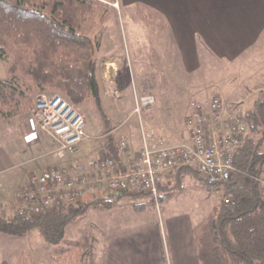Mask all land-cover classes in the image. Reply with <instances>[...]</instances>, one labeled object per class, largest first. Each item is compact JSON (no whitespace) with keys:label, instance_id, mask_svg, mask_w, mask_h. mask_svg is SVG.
Masks as SVG:
<instances>
[{"label":"rangeland","instance_id":"obj_1","mask_svg":"<svg viewBox=\"0 0 264 264\" xmlns=\"http://www.w3.org/2000/svg\"><path fill=\"white\" fill-rule=\"evenodd\" d=\"M94 1L101 6L109 7L111 13L106 29L97 31L93 36L94 40L99 42L95 58L102 111L93 99L75 106L84 116L85 133L88 138L78 146L70 162L97 158L103 150L107 132L116 136L117 141L119 138L126 139L131 154L138 151L141 126L153 128L167 142L184 141L188 135L185 131V118L189 102L202 103L217 96L225 103L227 109L237 108L244 113L246 109L251 108L257 93L263 91L253 86L264 73V35L257 46L238 60L231 63L216 59L210 61L206 58L196 74L184 76L177 54L167 50L165 26L162 22H159V26L157 21L156 28H153L150 20L154 19L150 18L151 15L147 11L137 9L135 6L123 7L119 10L114 6L115 3ZM145 15L150 18L148 23L141 19ZM109 55L123 58L124 65L116 77L117 83H112L111 86L106 83L108 88L105 86L107 88L105 89L101 83L100 66L102 58ZM116 69L111 63L106 65V73L114 74ZM155 74L158 76L153 80L151 76ZM8 78L0 59V81ZM113 86L119 91L116 95L110 91ZM40 93H55L63 96L57 91ZM40 93H30L33 103ZM147 94L154 95L155 104L151 109L141 111L139 114L135 113L136 97ZM24 113L30 114L29 111L20 114L24 115ZM152 113H157L156 118L154 117L155 121L159 118L165 120L171 130H164V127L167 128L165 123L159 128L156 127L155 121L150 117ZM13 119L11 118L9 123L6 120L0 121V147L3 149L5 140H11L14 134L10 124L18 119ZM252 136L254 140L260 138L259 134ZM38 137L40 144L29 149L26 156L27 161H30L27 167L35 173H39L49 165L56 166L62 162L56 160L50 153L55 146L50 139L41 132L38 133ZM261 152H264V141ZM198 178L197 174L195 178L182 175L178 186L164 190L157 202L123 196L113 206L110 214L98 208H90L83 217L67 226L63 240L57 245L46 243L37 230L30 231L22 238L4 236L0 233V264H17L19 259L26 257L36 264L48 262V254L61 249L66 241H74L80 249L88 250L91 256L89 258L97 262L103 238L111 236L114 224L132 221L134 218L137 221L143 219L162 224L176 216H189L194 224H201L218 203L221 191L216 194L206 189L204 181ZM98 193L116 198L121 191L112 192L103 188ZM259 193L264 199L262 177L259 180Z\"/></svg>","mask_w":264,"mask_h":264},{"label":"trees","instance_id":"obj_2","mask_svg":"<svg viewBox=\"0 0 264 264\" xmlns=\"http://www.w3.org/2000/svg\"><path fill=\"white\" fill-rule=\"evenodd\" d=\"M109 9L94 0H0V59L9 76L0 81V121L33 112L30 93L44 91L61 93L73 106L93 99L102 111L95 58L99 42L93 36L106 29ZM243 115L247 132L233 152L231 180L220 185L218 203L196 233L200 264H264V199L259 193V180L264 179V91ZM107 134L103 151L120 165L117 138ZM256 134L258 140L252 136ZM175 174L196 177L190 167ZM123 196L155 202L148 194L128 191L116 198L94 194L33 218L0 217V233L22 238L37 230L46 243L57 245L67 226L90 208L111 210ZM89 257L88 250L66 241L48 254V262L39 264H94ZM17 264L36 263L26 257Z\"/></svg>","mask_w":264,"mask_h":264},{"label":"crops","instance_id":"obj_3","mask_svg":"<svg viewBox=\"0 0 264 264\" xmlns=\"http://www.w3.org/2000/svg\"><path fill=\"white\" fill-rule=\"evenodd\" d=\"M100 1L115 3L119 10L123 7L135 6L137 9L149 12L150 18L154 20L148 19L146 15L141 19L147 23L150 20L153 28H156L157 21L158 25L162 22L165 26L167 50L177 54L184 76L196 74L206 58L210 61L216 59L231 63L238 60L257 46L264 35V0ZM256 50L258 52V49ZM109 63L115 65V69L117 67V72L115 71L114 74L106 73V65L108 66ZM123 65L124 59L118 56L109 55L102 58L100 71L101 83L104 87H107L105 77H109L112 83H117L116 77ZM157 76L158 74H155L151 77L154 80ZM259 78L258 83L253 87L264 91V73ZM106 87L105 89L108 88ZM190 103L186 115L191 110ZM25 114L19 113L5 119L8 123L11 118L18 120L10 124L14 134L11 140H5L6 149L0 147V217L2 218H11L17 192L27 186L29 176L35 173L27 167L30 161H27L26 156L29 149L40 144L38 137L40 132L33 112ZM155 114L157 115L152 113L150 116L153 121H155L154 117L156 118ZM155 123L158 128L165 123L167 128L164 127V130H171L168 122L161 118ZM185 131H187L186 125ZM104 153L102 150L99 156ZM181 177L182 175L177 177L173 174L165 179L159 195L161 196L167 188L173 189L180 182ZM94 194L101 195L91 191L82 199L85 200L87 196ZM112 209L106 212L110 214ZM202 223L194 224L189 216H176L162 224L143 219L137 221L135 218L132 221L114 224L111 236L102 240L98 261L93 260V262L94 264H200L197 256L196 233Z\"/></svg>","mask_w":264,"mask_h":264},{"label":"built area","instance_id":"obj_4","mask_svg":"<svg viewBox=\"0 0 264 264\" xmlns=\"http://www.w3.org/2000/svg\"><path fill=\"white\" fill-rule=\"evenodd\" d=\"M104 79L112 85L109 77ZM114 88L109 90L116 95ZM155 101L152 94L136 97L134 112L151 109ZM190 109L185 118L188 135L184 141L167 142L153 128L141 126L137 152L131 154L127 140L118 139L120 165L105 153L70 162L78 146L88 138L84 116L59 94H38L33 108L37 129L55 145L52 154L62 164L29 176L27 186L16 194L11 217H37L103 188L148 194L157 202L164 180L181 167L192 168L199 179L219 193L220 185L231 180L233 152L247 132L244 115L237 108L227 109L217 96L202 103L192 101Z\"/></svg>","mask_w":264,"mask_h":264}]
</instances>
